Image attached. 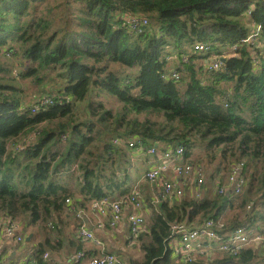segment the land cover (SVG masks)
Listing matches in <instances>:
<instances>
[{"label":"trees","instance_id":"trees-1","mask_svg":"<svg viewBox=\"0 0 264 264\" xmlns=\"http://www.w3.org/2000/svg\"><path fill=\"white\" fill-rule=\"evenodd\" d=\"M131 13L146 23L133 28ZM254 26L264 40V0H0V56L22 61L17 77L52 83L41 97L51 103L32 111L35 103L29 108L22 101L11 67L0 59V214L44 226L68 196L91 201L125 195L131 150L183 146V162L198 165L190 156L199 141L219 154L232 148L247 165L264 163V55L256 71L252 45L241 43ZM197 42L208 43L209 51H193ZM221 55L220 70L208 71L204 60ZM176 57L178 66L169 67ZM220 82L231 86L222 90ZM102 94L121 104L114 114L89 100ZM82 101L90 116L76 121ZM256 181L264 188V172L252 174L239 203L219 194L161 201L137 237L141 260L129 264L251 263L254 248L213 262L176 261L168 236L172 222L216 219L226 207L233 212L247 202L251 209L230 217L225 229L243 226L264 235V189L250 197ZM47 247L53 246L35 248L34 264H53L42 257Z\"/></svg>","mask_w":264,"mask_h":264},{"label":"crops","instance_id":"crops-1","mask_svg":"<svg viewBox=\"0 0 264 264\" xmlns=\"http://www.w3.org/2000/svg\"><path fill=\"white\" fill-rule=\"evenodd\" d=\"M11 147L12 146H10L9 148ZM130 155L132 157L138 155L142 157L143 155V160H141V162H138V164H141V166L135 164L130 156L131 179L128 183L130 190L134 182V185L138 186L142 199L141 209H134L125 202H123L124 208L121 219L114 227H111L109 224L111 217L110 211L107 209L101 212L93 205V200L82 201V197L77 193L75 196H68L70 202H64L63 209L59 213H53L51 219L46 221L44 226H41L42 228L34 225L33 227H30L25 230L26 226H31L29 225L28 220L23 221L21 219H15L10 215H7L17 226V233H19L21 236H25L24 241L26 242V244H23L21 242L18 243L12 238L3 235V227L6 215L2 216L0 214V260L4 264H15L17 261L22 262V264H34L33 253L35 248L40 243L47 242V244H51L53 246L50 247L52 249L51 251L48 250L49 253L52 254L53 260L57 261V263L59 264H88V259L100 252L116 254L117 257L121 260V262L123 261L124 263L128 264L130 262V257L128 256V249L132 248L134 244L139 245V241L137 239L138 235L146 231V220H148V218L151 216L153 210H157L158 205L161 202V200H159V195L161 188L160 183L162 181L168 180L183 189V193L180 197H169L163 200L168 202V204H173V202L179 200L180 198H184L187 200L202 198L210 199L213 195L215 196L219 194V186L225 185L227 183V181L225 180L227 175L221 179L213 176L211 185V171L209 172L208 170L204 172L202 185L197 188L193 182L189 183L184 177L176 176L173 172V166H171L167 172L162 174L159 181H156V183L149 182L144 180L143 177L140 176V174L143 171L148 170L154 166L156 157L148 154L144 150H131ZM145 165L146 167H144ZM69 187L71 188V191H74L73 184L70 183ZM127 194L122 196L118 195L115 197L112 196V200L116 199L123 201ZM69 206H74V210L70 211L68 208ZM132 212L141 213L144 220V228L136 237L132 235L128 224V215ZM229 213L230 207H226L223 213L216 218L217 220H220L223 223V226L219 231L220 233L227 232L232 229H225V224L232 220L231 218H226L229 216ZM203 221L204 219L198 222H187L186 220L184 222L187 224L188 227L193 228L200 225ZM81 226H85L94 232L97 238L101 240L100 247L96 246L91 241H82L76 238V231ZM27 233L29 236L28 241L26 239ZM248 233L250 236L251 231L249 230ZM261 237L262 239L260 240L252 239L247 245L243 247L254 248L256 252L261 251L260 256L262 257V259L256 257L249 264L257 263L259 260H262V263L264 262V235H262ZM27 243L29 244L27 245ZM76 244H78L85 253L87 252L86 257L80 260L79 262H77L78 260L68 261V256L77 251ZM258 255L259 253L257 252V256ZM226 256L229 255L218 250H211L206 252L205 255L195 256L194 260L196 261L197 259H200L204 261L209 260L210 262H213L216 259H220ZM225 262L229 263L234 261H224L220 264ZM236 263L240 264L238 262Z\"/></svg>","mask_w":264,"mask_h":264},{"label":"built area","instance_id":"built-area-1","mask_svg":"<svg viewBox=\"0 0 264 264\" xmlns=\"http://www.w3.org/2000/svg\"><path fill=\"white\" fill-rule=\"evenodd\" d=\"M127 21L133 28L138 29L146 23L145 18L136 15L134 13L127 15ZM242 44L252 45L251 59L253 64H258L260 61L259 55L264 52V40L259 38V26H254L251 32L241 40ZM210 45L206 42H197L193 45V51L195 52H208ZM235 49V46L229 47V52ZM225 56L211 57L204 60L206 69L208 71L220 70L222 66V58ZM187 58V57H186ZM184 60V59H183ZM172 78H178V73L173 70L170 71ZM50 99L47 97L40 98L32 111L41 105L47 106ZM119 142H121L119 140ZM127 143H125L126 145ZM136 142H129V146H134ZM140 148L142 144H137ZM148 154L155 156L156 161L154 166L148 170L143 171L142 177L146 181H159L162 174L167 172L168 169L173 166V172L178 177H184L189 183L193 182L198 188L203 183L204 170L200 165H192L181 161L185 149L183 146L167 147L164 150L152 146L150 148H143ZM227 183L218 187L219 195H227L228 197H236L240 195L245 186V173L244 162L238 161L231 164V167L226 176ZM160 195L159 200L163 201L169 197H180L183 193V189L177 186L175 183L168 180H164L160 183ZM199 193V192H198ZM197 193V195H198ZM65 203H69L70 200L65 198ZM123 202L128 204L134 209L142 208L141 193L137 185H133L130 192L121 200H112L108 197L93 200V205L101 212L109 210L111 217L109 224L114 227L121 219L123 213ZM70 211L74 210V206L68 207ZM129 229L134 237H136L143 229L144 220L141 213L132 212L128 215ZM223 223L217 219L206 218L197 227H188L183 222H172L170 224V233L168 236V246L171 249V256L176 261L189 262L194 260L195 256L205 255L206 252L211 250H218L226 253L229 256L237 255L245 245H247L252 239L260 240L262 235L258 234L254 237L249 236L247 230L243 226H236L227 232L220 233ZM3 235L12 238L16 242H21L23 237L17 233V226L12 219L5 216ZM76 238L82 241H91L96 246H101V240L97 238L93 231L85 226H81L76 231ZM43 259H49V253L44 252ZM85 258V252L77 250L76 252L68 256V261L79 262ZM0 264H4L0 260ZM59 264V263H54ZM88 264H122L121 260L116 254L108 252H100L93 255L88 259Z\"/></svg>","mask_w":264,"mask_h":264},{"label":"rangeland","instance_id":"rangeland-1","mask_svg":"<svg viewBox=\"0 0 264 264\" xmlns=\"http://www.w3.org/2000/svg\"><path fill=\"white\" fill-rule=\"evenodd\" d=\"M191 51L192 50H190V48L188 49V47H187V50L185 52L186 55L188 56V54ZM226 53L230 54L229 48H227V52ZM262 54L264 55V52L263 53L261 52L259 57ZM2 56H0L1 57L0 59L3 58ZM4 57H5V59L4 58L3 59L5 60L7 66H10L11 69H12L11 77L13 79V84H15L16 86H18L20 88L21 99H22V101L24 103H27V104L30 105L29 108H31V106H32L31 104H33V103L36 104V102L42 96H48V93H49V92H47L48 89L44 90V88H45V86H52V83H50V82L40 83V82H37L36 80H34L32 78L23 79V78L17 77L16 76V74H17L16 71L19 68L22 67V61H20V59L14 58V57H10L9 59H7L6 56H4ZM181 58L185 60L186 56L183 55ZM4 60H1V61H4ZM174 64H176L178 66V57H176L175 61L170 62L169 67H172V65H174ZM196 64L200 65L201 64V60L200 59L197 60ZM258 64L259 65L257 67H255L256 71L260 67V61H258ZM172 69H174V68H172ZM172 69H171V71H173ZM13 72L15 73V75L13 74ZM169 74H171V72H169ZM204 77H205V79H207L208 76L205 74ZM219 86H220V88L222 90H226L228 86L229 87L231 86V84L220 82ZM89 100H96V101L103 102L107 108H111L112 109V114H114V112L117 109H119L120 106H121V104L119 102H117V100L115 98H112V97H110V96H108L106 94L105 95L102 94V95H100V97H96L95 95H93V96H91V98H89ZM84 102L85 101H82V102H78L76 104L77 112L75 111L76 116L74 117V119L76 121L83 120V119L87 118L88 116H90V114L88 113V109L86 108L87 107L86 102L85 103ZM38 108L39 107H37L35 109V111L38 110ZM246 115H247V113H246ZM146 116L151 117V116H149V114H146V113H139V114L129 113L128 114V118H137L138 120H143ZM17 142H19V140ZM206 147L207 146L204 143H201V142L197 141L195 147L193 148V153H192V155L190 157H191V159L193 161L194 160H195V162L198 161V163H199L198 165H200L203 168L204 172H206L208 170H209V172L211 171L210 172V178H211L210 184L211 185H212L213 176L216 177V178L221 179V178H224V176L227 175V173H228V170H227L228 163L231 164L232 162H235V161L244 162L245 186H244V189H243L242 193L240 195H237L236 199H235V201L237 203H239L243 199V197L245 198L244 193H245V191H247L246 187L248 186V180L249 181L251 180L252 174H256V175H258V177H261V174L264 172V163H262V161H260L259 163L256 164V166L253 163H250V164L247 165L248 161H247L246 157L245 158H239L238 157V158L235 159L234 155H236V153H233L231 151L232 148H228L225 151V153L219 154L217 149H213L212 148V149L208 150V149H206ZM130 156L131 155H129V157ZM142 158H143V155H142V157L140 155L134 156V157L131 156V159H133V162L135 164H138V162H141V160H143ZM181 161H183V158L181 159ZM138 165L141 166V164H138ZM144 167H146V165ZM144 169H142V170H144ZM132 172H134V171H132ZM142 173L140 174V176H142ZM76 175H77V173L75 172L72 176H74L76 178ZM149 182H151V181H149ZM71 184H73V182H71ZM134 184H135V182L132 185H134ZM249 185L251 186L253 184L249 183ZM247 189H248V187H247ZM263 189H264L263 188V184L261 186L260 182L256 181L255 184H254V190H253L252 194H250L251 201L255 200L259 196V194L262 193ZM251 205H252L251 202H247L243 206L241 205V203L236 205L237 211H236V209L233 210L236 213H234V212H232L230 210L229 216L226 217V218L233 217L234 215H237V214L242 215L243 212L249 211L251 209ZM239 208H242V210L239 209ZM29 225H31V226H26L25 230H27L30 227H33L34 225L39 226L40 228H42L41 225H39V224H29ZM143 228H144V226H142V229ZM258 234L259 233L254 228L251 230V235L253 237L255 235H258ZM26 236H28V233L26 234ZM22 237H23V240L21 241V243L26 244V242L24 241L25 240V236L22 235ZM42 243H44V242H42ZM28 244L29 243H27V245ZM48 250L51 251L52 249L50 247H47L46 251L49 253ZM128 252H129L128 256L130 257V261L131 260H136V261L141 260V257L143 255V253L141 251V248L139 247L138 244H134L132 246V248L128 249ZM257 252L259 253L257 258H259V259L261 258L262 259V257L260 256L261 251H257ZM50 257L53 258L52 254H50ZM15 264H22V262H18L17 261ZM122 264H127V263H124L122 261ZM226 264H237V263L234 261V262H229V263H226ZM253 264H264V262L262 263V260H259L257 263H253Z\"/></svg>","mask_w":264,"mask_h":264},{"label":"clouds","instance_id":"clouds-1","mask_svg":"<svg viewBox=\"0 0 264 264\" xmlns=\"http://www.w3.org/2000/svg\"><path fill=\"white\" fill-rule=\"evenodd\" d=\"M222 59H223V58H222ZM45 252H47V251H45ZM48 260L54 261L53 264H54V263H57V261L53 260V258L50 257V254H49V259H48Z\"/></svg>","mask_w":264,"mask_h":264},{"label":"water","instance_id":"water-1","mask_svg":"<svg viewBox=\"0 0 264 264\" xmlns=\"http://www.w3.org/2000/svg\"><path fill=\"white\" fill-rule=\"evenodd\" d=\"M222 61H223V59H222ZM27 240L29 239V236H27V238H26ZM218 264H220V263H218ZM222 264H226V262L225 263H222Z\"/></svg>","mask_w":264,"mask_h":264},{"label":"bare ground","instance_id":"bare-ground-1","mask_svg":"<svg viewBox=\"0 0 264 264\" xmlns=\"http://www.w3.org/2000/svg\"><path fill=\"white\" fill-rule=\"evenodd\" d=\"M44 105H45V104H44ZM44 105H43V106H44Z\"/></svg>","mask_w":264,"mask_h":264}]
</instances>
